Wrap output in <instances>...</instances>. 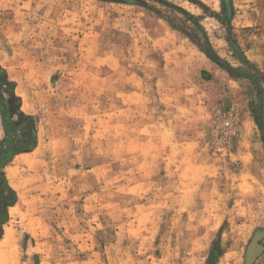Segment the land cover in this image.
<instances>
[{
  "label": "rangeland",
  "instance_id": "374dc122",
  "mask_svg": "<svg viewBox=\"0 0 264 264\" xmlns=\"http://www.w3.org/2000/svg\"><path fill=\"white\" fill-rule=\"evenodd\" d=\"M3 75L0 108L12 91L37 130L4 169L7 264H243L264 230V0H0Z\"/></svg>",
  "mask_w": 264,
  "mask_h": 264
},
{
  "label": "trees",
  "instance_id": "16d2710c",
  "mask_svg": "<svg viewBox=\"0 0 264 264\" xmlns=\"http://www.w3.org/2000/svg\"><path fill=\"white\" fill-rule=\"evenodd\" d=\"M0 80L1 84L13 85L5 75ZM7 102L9 109L0 108L4 133L3 139L0 140V239L3 235V225L9 220L8 210L18 199L4 169L16 155L30 152L37 144L36 122L33 116L19 110V98L12 91L9 92ZM13 115L17 116L16 120L12 119Z\"/></svg>",
  "mask_w": 264,
  "mask_h": 264
},
{
  "label": "water",
  "instance_id": "95a60500",
  "mask_svg": "<svg viewBox=\"0 0 264 264\" xmlns=\"http://www.w3.org/2000/svg\"><path fill=\"white\" fill-rule=\"evenodd\" d=\"M162 1V0H160ZM164 2V1H163ZM166 3V2H165ZM177 9H179L180 11L184 12L182 9L173 6ZM207 48L209 50V53L211 54L212 58L215 59L216 62H218L221 66H223L224 68H226L228 71L234 73V74H242V75H246V76H250V74L243 72V71H239L235 68H233L232 66L228 65L226 62H224L210 47V45L207 43ZM258 92H261L260 89H258ZM258 120L260 122V124L262 125V132H263V137H264V126L262 124V106H261V102L259 105V112H258ZM264 237V230L262 231H257L254 233V235L252 236L251 240L249 241L247 247H246V251H245V255H244V262L243 264H252L254 262V260L256 259L258 252L260 250V246L258 244V241L261 240Z\"/></svg>",
  "mask_w": 264,
  "mask_h": 264
},
{
  "label": "bare ground",
  "instance_id": "6f19581e",
  "mask_svg": "<svg viewBox=\"0 0 264 264\" xmlns=\"http://www.w3.org/2000/svg\"><path fill=\"white\" fill-rule=\"evenodd\" d=\"M9 236L5 235L0 243V264H7L6 259L8 256L7 246L9 245Z\"/></svg>",
  "mask_w": 264,
  "mask_h": 264
}]
</instances>
